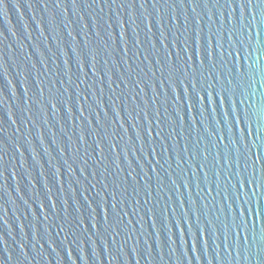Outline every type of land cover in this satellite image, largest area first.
Listing matches in <instances>:
<instances>
[{
    "label": "water",
    "instance_id": "95a60500",
    "mask_svg": "<svg viewBox=\"0 0 264 264\" xmlns=\"http://www.w3.org/2000/svg\"><path fill=\"white\" fill-rule=\"evenodd\" d=\"M4 2V9L0 10V65H2V69H0V144L4 147V151L0 153L3 156L4 172L3 179H0V216L4 217V220L0 222V264H257L256 259L247 262L244 260L243 249H241L240 261L235 259L236 253L232 249H229L232 251V256L229 257L228 252L224 249L223 233L217 232L215 226L212 231L208 230L207 236L203 239L199 236L189 235L187 230L181 238L179 232L171 227L167 214L162 211L167 205L169 213L174 207L176 213L179 214L183 210L191 212L188 203L195 200L198 204L200 201L207 204L208 217H205L204 208L201 206V226L206 225L209 218L215 222L216 216L220 215L217 207L208 204V200L211 198L207 197L206 192L201 193L198 197L196 193L199 190L193 187L190 193L191 199L188 200L189 193H185L182 186V182L186 181H181L179 178H177V185L172 186L166 176L161 175L160 179H164L163 191L158 190V181L154 178L151 202L147 205L144 204L143 192L140 197H137L140 200L138 215H131L133 209L125 206V210L129 212V215L125 217V224L128 223L129 228L135 229V234L131 239H128L124 233L115 235L111 228L105 231L102 227L105 224V214L108 213L110 219L112 217L111 197L106 194L104 198L108 201V208L97 206V203H101L99 197H97V202L92 199L96 191H103V186L98 185L99 189L93 190L88 181L93 180V170L96 172L97 180L101 179L104 165L101 164L99 168H95L91 161L87 165L84 163V148L86 146L80 145L79 138L73 129H78L83 123L88 145H91L88 152L92 156H96L95 140L92 138L88 121H84L80 117L76 108L75 83L69 85L64 72V62L68 61L72 79L78 83L79 69L73 49L80 52L86 65L85 71L88 72V84L81 85V91L87 93L86 96L79 98L81 104L84 99H88V102L92 103L91 92L88 91V87L91 86L97 96L94 99H99L108 110L109 117L114 119V114L108 104V97L111 93L107 87L108 78L103 75L104 72L110 70L114 81L113 87L120 84V88L117 89L118 94L124 90V83L119 78L120 73L127 78L128 87L134 89L132 95L138 93L139 89L135 88V83L129 78L125 69L126 65H124V60L127 59L134 70L132 75H136L138 72L136 65L132 63V60L135 59L133 51H139L135 48L132 28L136 25L132 24V20L135 19L136 24L139 25L137 32L142 47L151 51V44L148 42V37L151 36L152 43H155L159 48L162 28L167 34V43L169 51H171L172 32L176 27L171 23L173 7L167 5L160 7L161 4H164V0H160L156 8L153 7L154 0H145L144 9H141L138 3L135 8H128L126 5L121 7L120 0L115 5H111V0H108L109 6H105L103 0H99L97 4H94L93 0H77L75 7L72 6L71 0H62L60 8L56 7L57 0H4ZM213 2L214 0H209L208 8L201 6L196 9V13H193L187 5V0H185L183 9L175 3V0H171L175 7V15L178 17L177 24L180 31H184L185 23L191 31L195 27V19H200L201 25L206 29L209 24V16L217 21L214 28L218 26L217 8L212 7ZM221 10L224 11V9ZM144 15H148L151 21L147 26L143 20ZM236 15L237 17L239 15L238 9ZM50 16L55 17L54 23L49 22ZM185 16H187V22L184 20ZM226 18L227 12L225 11ZM121 24H123L127 40L128 57H124L121 47L123 44ZM148 27L151 28V32H148ZM70 31L72 32L71 36L68 35ZM97 31L99 36H97ZM253 39L255 40V34ZM259 39L264 46V30L260 32ZM85 42L90 47H97L99 51L97 80L101 76L103 84L98 87L93 84L95 78L92 77L91 71L87 67L88 56L84 47ZM105 48H107V52ZM179 50L183 54V49ZM161 59H163L162 56ZM255 60L254 56L251 60L243 62L242 56L241 64L244 63L247 67L248 63H255ZM105 61H107V67H105ZM140 62L145 72H147L149 63L155 70L154 57L150 56L149 61L144 62V53L141 52ZM260 64L264 66V58L260 59ZM140 78L148 79L149 83L152 82L150 74L147 78L141 74ZM37 81H40L44 88L45 101L49 89L62 99H66L64 88H68L72 96V119L60 105H58L59 112L56 116H54L51 107H48L46 114L39 112L36 106V100L39 97ZM100 87L104 90L103 97L100 95ZM255 88L256 100L259 104V94L264 91L260 89L259 77H257ZM57 90L59 91L57 92ZM157 90L159 91L158 84ZM77 91L79 90L77 89ZM145 92L147 93L146 98L151 104L150 88L145 86ZM132 95L124 90V93L120 95V100L127 99L131 103ZM135 99L137 104H140L138 95L135 96ZM160 99H164L163 94ZM171 103L172 101L169 100V104ZM120 110L121 115L124 116L122 106ZM160 111L163 114V106L160 107ZM84 113L91 121V128L99 132L98 138L101 139L105 155L111 161L115 157L110 154L111 149L107 142L103 141L104 133L96 124V114L90 113L87 108L84 109ZM169 113H172L171 107H169ZM142 115L141 113V117ZM195 115V126L199 129L198 135L206 137L204 128L200 124L199 114L195 113ZM100 119H104L102 112ZM185 119L184 129L177 126V132L181 131L184 136H187L189 132H192V124L187 122L186 110ZM57 120H60L59 124ZM216 121L213 122L209 118V130L215 132L217 128L221 129L222 131L216 134L224 135L225 143H227L229 132L222 114L218 113ZM122 122L128 130V136L131 137L130 143L135 145L132 124L128 122L126 116ZM61 127L63 131H61ZM192 135H197V133L192 132ZM122 136H124V131L117 123L113 142L123 143ZM70 137L71 139H69ZM176 139H179V136ZM175 143L176 140H172L169 147ZM183 143L181 141V144ZM75 145L79 147V153H74ZM208 146L209 149H212L210 141ZM223 150V145H221V152ZM116 151L120 153L119 161L123 174L126 175L130 169L124 161V153L120 151L119 145H117ZM212 151L214 153L215 149ZM175 155V151H172L165 153L164 158L169 159ZM145 156L147 157V153ZM98 160L97 157V162ZM137 160L144 164L143 171L152 175L151 166L143 159L138 151V146L135 155L131 149L128 151V162L139 173L140 168ZM69 164L72 169H68ZM154 164L153 161V166ZM81 167L85 168L87 180L80 176ZM165 167L167 168L168 165L166 164ZM175 167V160H173L172 168ZM185 169H187V165H185ZM107 175L106 183L109 185L110 192L112 179L116 174L109 167ZM186 175L187 173H185ZM77 178L81 182L79 187L76 184ZM84 184L88 186V192L83 191ZM129 187L131 186L129 185ZM180 193H183L182 199L185 206L182 209H180L179 202L176 201V196H179ZM132 195L129 193L127 199L131 200ZM49 196L52 197L51 202L48 199ZM168 197L172 198L171 201L168 200ZM73 198L76 200L75 206ZM217 200H222V196L217 197ZM41 203H43L44 213H41L40 210ZM52 203L56 204V208L53 210ZM90 203H92V208L88 207ZM153 206L156 207L157 213L162 214L157 216L156 231L153 230V221L149 218L152 214L147 213V209ZM94 208L95 211H92ZM261 209L264 211V202L261 204ZM44 214L49 217L47 221L44 219ZM65 217L70 221V224L66 231H62L57 223H64ZM162 219H165L168 227L164 226L161 222ZM127 231L128 229L125 228L124 232L127 233ZM192 231L194 235L195 229ZM231 242L234 243V241ZM194 245L195 247H193ZM218 257L219 259H217ZM261 264H264V257L261 258Z\"/></svg>",
    "mask_w": 264,
    "mask_h": 264
},
{
    "label": "snow or ice",
    "instance_id": "6c2138e0",
    "mask_svg": "<svg viewBox=\"0 0 264 264\" xmlns=\"http://www.w3.org/2000/svg\"><path fill=\"white\" fill-rule=\"evenodd\" d=\"M103 2L105 6H109L108 0H103ZM159 2L160 0H154L153 7L156 8ZM71 3L75 7L77 0H71ZM93 3L97 4L99 0H93ZM117 3L118 0H111V5ZM137 3L141 9L145 8V0H120L119 2L121 7L126 5L128 8H135ZM175 3L182 9L185 7V0H175ZM61 4L62 0H57L56 7L60 8ZM4 5V0H0V10L4 9ZM165 5L173 7L171 23L176 26L175 31L172 32L171 51H169L167 43V34L162 28L159 48L156 47L155 43H152L151 36L148 37L151 51L146 47H142L137 32L139 25L136 24L135 19L132 20V24L136 25L132 28L135 48L139 50L133 51L135 59L132 60V63L136 65L138 72L136 75H132L134 70L127 59L124 60V65H126L125 69L129 74V78L134 81L135 88L139 89V92L132 95L134 89H130L127 78L122 73L119 74L121 82L124 83V90L132 95L131 103L127 99L120 100V95L124 93V90L119 94L117 93L120 84L113 87L114 81L110 70L105 71L103 74L108 78L107 87L111 93L108 97V104L114 114V119L109 117L104 104L99 99H94L97 96L91 86L88 87V91L91 92L92 103H89L88 99H84L81 104L79 98L87 95L86 92L81 91V85L88 84V72L85 71L86 65L80 52L73 49L79 69L78 83L72 79L68 61L65 60L64 62V72L69 85L75 83L76 108L80 113V117L84 121H88L92 138L95 140L96 156H92L88 152L91 145H88L83 123L80 124L78 129H73L79 138L80 145L86 146L84 148V163L87 165L91 161L95 168H99L101 164L104 165L101 171L102 178L97 180L96 172L93 170V180L88 181L93 190L97 189L98 185L103 186V191H96L92 197L96 202L97 197L101 199V203H97L99 208H108V201L104 198L106 194L111 197L112 217L110 219L109 214L106 213L105 224L102 227L105 231L111 228L112 233L115 235L124 233L128 236V239H131L132 235L135 234V229L129 228L128 223L125 224V217L129 215V212L125 210V206L127 205V208L131 207L133 209L131 215H138L140 200L137 197H140L141 192H143L144 204L147 205L151 202L153 197L152 181L154 178L158 181L159 191H163L164 188V179H160L161 175L166 176L172 186L177 185V178H179L181 181H186L182 182V186L185 193H189L188 200L191 199L190 193L194 187L199 190L196 193L198 197L201 193L206 192L207 197L211 198L208 200V204H213L220 212V215L216 216L215 222L209 218L207 224L201 226V206L204 208L205 217H208L207 204H203L201 201L198 204L195 200L188 203L191 212L183 210L179 214L176 213L174 207L172 212L169 213L168 205L165 206L162 211L167 214L168 223L179 232L181 238L187 230L189 235L199 236L203 239L207 236L208 230L211 229L212 231L213 226H215L217 232L223 233L224 249L228 252L229 257L232 256V251H229V249H232L236 253L235 259L240 261L241 249H243L246 262L256 259L257 264H261V258L264 257V211L261 209V204L264 202V91L259 94L260 101L258 104L255 85L257 77H259L260 89L264 90V66L260 64V59L264 58V46H262L259 39L260 32L264 30V0H223V3H221V0H214L212 7L217 8L218 26L214 28L217 21L209 16V24L206 29L201 25L200 19H195V27L190 31L187 23H185L183 32L180 31L177 24L178 17L175 15V7L171 0H164V4H161L160 7H165ZM187 5L193 13H196L198 7L208 8L209 0H187ZM221 9H224V11ZM237 9L239 10L238 17L236 15ZM225 11L227 12L226 19ZM132 15L134 16V13ZM143 20L146 26L151 23L148 15H144ZM184 20L187 22V16L184 17ZM54 21L55 17L50 16L49 22L54 23ZM159 23L161 24L160 19ZM109 27H111L110 24ZM148 32H151L150 27H148ZM254 34L255 40L253 39ZM68 35L71 36L72 32L70 31ZM97 36H99L98 31ZM121 40L123 41L121 47L124 57H128L123 24H121ZM84 47L88 56L87 67L91 71L92 77L95 78L93 84L98 87V85L103 84L101 76L97 80V72H99L97 68L98 48L95 46L90 47L87 42H85ZM180 48L183 49V54H181ZM105 51L107 52V48H105ZM141 52L144 53V62H148L150 56L155 58V70H153L151 63L148 64L147 72L141 67ZM109 56H111V53H109ZM161 56L163 59H161ZM242 56L243 62H247L255 56V63H248L245 67L244 63L241 64ZM105 67H107V61H105ZM0 69H2V65H0ZM141 74L145 78L150 74L152 82L149 83L148 79H141ZM157 84L159 91L157 90ZM145 86L151 90V104L146 98ZM37 88L39 89V97L36 100V106L41 114H46L48 107H51L54 116H56L59 112L58 105H60L64 112L68 114V117L72 119V96L67 87L64 88L66 99H62L49 89L46 101L44 88L40 81H37ZM161 94L164 95L163 100L160 99ZM100 95L101 97L104 95L102 87H100ZM137 95L140 104L136 102L135 96ZM169 100L172 101L171 104H169ZM121 106L123 107L124 116L132 124V131L135 133V145L130 143L131 137L128 136V130L122 122L124 116L121 115ZM161 106H163V114L160 111ZM169 107L172 109L171 114L169 113ZM85 108L90 113L96 114V124L104 133L103 141L107 142L111 149L110 154L115 157L111 161L105 155L101 139L98 138L99 132L91 128V121L88 116H85ZM185 110L187 122L192 124V132L197 133V135H192V132H189L187 136H184L183 132H177V126L180 129L185 127ZM101 112L104 116L103 120L100 119ZM141 113L143 114L142 117ZM195 113L199 114L200 124L204 128L206 137L198 135L199 129L195 126ZM218 113L222 114L223 121L228 127L227 143H225L226 137L224 135L216 134L221 132V129L217 128L215 132L209 130V118L213 122H217ZM190 116L191 119H189ZM29 118L31 119V117ZM57 123L59 124L60 120H57ZM117 123H119L120 129L124 131V136L121 137L123 143L120 141L113 142ZM61 131H63L62 127ZM177 136H179V139H176ZM174 139L176 140L175 145L169 147L170 142ZM166 141L168 143H165ZM181 141L184 143L181 144ZM209 141L212 143V149H215L214 153L212 149H209ZM117 145H119L120 151L124 153V161L130 169L126 175L123 174L121 168L120 153L116 151ZM221 145H223V152H221ZM137 146L143 159L151 166L152 175L143 171L145 166L139 160H137L140 168L139 173L128 162V151L131 149L133 155H135ZM3 151L4 147L0 144V153ZM17 151H19V148H17ZM73 151L79 153L80 149L75 145ZM172 151H175V157L165 159V153H171ZM145 153H147V157ZM149 156H151V159H149ZM97 157L99 158L98 162ZM173 160H175V168H172ZM153 161L155 162L154 166ZM65 163L67 164V161ZM166 164L168 165L167 168L165 167ZM2 165L3 156L0 155V179L4 177ZM185 165H187V169H185ZM109 167L116 174L112 179L110 192L109 185L106 183ZM68 169H72L70 164ZM185 173H187L186 176ZM80 176L87 180L84 167L80 168ZM138 176L139 179H137ZM142 181L144 183H141ZM80 183L77 178L76 184L78 187ZM84 185L83 191L88 192V186ZM48 191L51 190L48 189ZM213 192H215V195H213ZM129 193L133 194L131 200L127 199ZM182 196L183 193L176 196L180 209L185 208ZM221 196L222 200H217V197ZM48 199L50 202L52 201L51 196ZM171 199V197H168L169 201ZM73 202L75 206V198H73ZM41 204L40 210L41 213H44L43 203ZM88 207L92 208V203ZM55 208L56 204L52 203V210ZM92 211H95V208ZM147 213L152 214L149 218L152 219V228L156 231L157 216L162 214L156 212L155 206L148 208ZM44 219L45 221L49 219L47 214H44ZM3 220L4 217L0 216V222ZM161 222L165 227H168L165 219H162ZM57 224H59L62 231H66L70 221L65 217L64 223ZM125 228L128 229L127 233L124 232ZM193 229H195L194 235ZM231 241H234V243Z\"/></svg>",
    "mask_w": 264,
    "mask_h": 264
}]
</instances>
